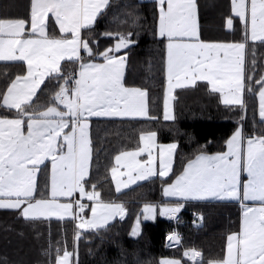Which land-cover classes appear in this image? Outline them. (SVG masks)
<instances>
[{
    "label": "snow or ice",
    "instance_id": "1",
    "mask_svg": "<svg viewBox=\"0 0 264 264\" xmlns=\"http://www.w3.org/2000/svg\"><path fill=\"white\" fill-rule=\"evenodd\" d=\"M9 7L0 5V62L20 71L0 93V209L30 224L53 219L72 223L78 243L84 231L99 232L127 214L123 203L103 199L89 178L93 119L159 120L150 111L148 90L128 86L125 78L140 16L128 12L124 23L129 28L102 33L110 46L101 50L92 37L98 20L111 10L110 0H29L25 17L7 15ZM153 9V35L163 46V119L175 120L177 89L204 88L230 109L241 110L240 121L246 119L245 93L258 91L259 122L253 121L250 132L238 123L226 150L209 155L198 149L174 180L170 174L177 143L159 144L156 131L141 132L135 149L115 155L110 169L115 191L159 177L163 196L173 199L158 214L176 221L189 202H238V230L226 236L223 255L208 264H264V75L254 78L255 49L264 48V0H230L226 26L233 32L234 21L242 26V38L231 42L202 39L198 0H153ZM49 91L48 102L39 104ZM156 215L157 207L145 204L143 219ZM131 234L140 235L139 218ZM167 238L168 247L181 245L178 233ZM53 248L54 264H74L75 250L57 241L44 254L52 256ZM183 257L204 264L195 248L186 249Z\"/></svg>",
    "mask_w": 264,
    "mask_h": 264
},
{
    "label": "trees",
    "instance_id": "2",
    "mask_svg": "<svg viewBox=\"0 0 264 264\" xmlns=\"http://www.w3.org/2000/svg\"><path fill=\"white\" fill-rule=\"evenodd\" d=\"M109 14L98 20L94 39L101 50L110 46L109 38L102 35L106 30L125 31L130 25L124 23L128 12H138L140 19L134 31L137 43L129 52V63L125 71L128 86L147 89L150 97V111L159 117L158 121L146 120H93L91 135L94 142L93 167L90 179L101 191L103 199L123 203L127 214L118 218L99 232L82 233L78 243L68 249L75 250L74 264H159L162 259H180L181 264H192L183 252L195 248L202 254L204 264L223 255L226 236L237 231L240 211L232 203H188L180 213L183 225L176 228L181 237V245L173 248L165 246V236L173 231L165 219L160 218L159 208L166 201L163 198V186L160 179H151L129 190L116 194L110 179V169L115 155L124 150L137 147L139 134L144 131H156L157 143H177V154L173 163L170 179L182 172L190 158L203 147L209 154H216L226 148V140L231 137L238 123H243L247 131L257 118V92L247 93L246 119L240 121L244 113L238 108L223 106L216 94H210L204 88L179 89L174 93L172 103L174 121L163 119V98L165 76L162 65V45L154 37L155 21L153 2L138 0H110ZM200 5V23L202 39L205 41H239L242 26L234 21L235 32L228 30L226 19L230 15V0H198ZM8 4L7 15L25 17L29 13V0H0V5ZM137 4L135 9L125 5ZM252 57L249 55L248 60ZM251 68V64L249 65ZM19 68L10 63H0V93H2ZM67 71H72L69 66ZM255 79L264 75V48L255 49ZM43 88V85L41 86ZM259 89V85H254ZM51 91V90H50ZM50 91L40 96L39 104L50 99ZM152 204L157 207L153 222L142 223L140 235L130 237L135 221L141 218L142 207ZM190 214L203 219L191 224ZM57 221L44 223H26L13 211L0 209V264H49L54 263L55 252L46 256L44 250L51 243L55 246L61 241V230L67 239L73 237L71 223ZM66 231V233H65ZM67 243V242H66ZM69 246V245H68Z\"/></svg>",
    "mask_w": 264,
    "mask_h": 264
},
{
    "label": "crops",
    "instance_id": "3",
    "mask_svg": "<svg viewBox=\"0 0 264 264\" xmlns=\"http://www.w3.org/2000/svg\"><path fill=\"white\" fill-rule=\"evenodd\" d=\"M139 2H153V0H138ZM230 8V7H229ZM227 27V26H226ZM228 29V28H227ZM229 30V29H228ZM0 63H9V62H0ZM11 64V63H10ZM165 88H166V79H165ZM177 90H179V89H177ZM176 90V91H177ZM175 93V92H174ZM174 95V94H173ZM217 96H218V94H216ZM245 96H246V93H245ZM219 98V97H218ZM256 99H257V118H258V120H259V115H258V108H259V96H258V93H257V96H256ZM219 101H220V99H219ZM172 103H173V101H172ZM220 103L223 105V106H225L221 101H220ZM93 120H96L95 118L93 119ZM101 120H103V119H101ZM118 120V119H117ZM225 150H226V148H225ZM142 159V158H141ZM113 166H115V158H114V160H113ZM121 172H124L125 171V169H123V168H121V169H119ZM155 178H157V179H160L159 177H152V178H150L149 180H151V179H155ZM110 179H111V182H112V185H113V189H114V192L116 193V191H115V183L112 181V178H111V171H110ZM122 181H126L127 180V177L126 176H122L121 178H120ZM149 180H145V181H138L136 184H133V185H131V187L130 188H132V187H134V186H136V185H139V184H141V183H144V182H146V181H149ZM130 188H128V189H124L122 192H125V191H127V190H129ZM121 192V193H122ZM116 194H120V193H116ZM163 198L166 200V201H170L171 199H173V198H167V197H164L163 196ZM86 203H90V202H86ZM189 203H232V204H236L237 206H238V208H239V211H240V216H241V212H242V209H241V205L238 203V202H228V201H210V202H204V201H193V202H189ZM188 204V203H187ZM159 212V211H158ZM90 215V214H89ZM160 216V215H159ZM160 218H162V219H166L167 217H163V216H160ZM118 219V218H117ZM114 220H116V219H114ZM52 221H56V220H52ZM74 227V231H76V229H75V226H73ZM63 232V231H62ZM86 232V231H85ZM74 233V232H73ZM64 235V232L63 233H61V236H63ZM63 242V241H62ZM70 250V249H69ZM189 262H191L192 263V261H190V260H188Z\"/></svg>",
    "mask_w": 264,
    "mask_h": 264
},
{
    "label": "built area",
    "instance_id": "4",
    "mask_svg": "<svg viewBox=\"0 0 264 264\" xmlns=\"http://www.w3.org/2000/svg\"><path fill=\"white\" fill-rule=\"evenodd\" d=\"M189 216H190V219H191V222H190L191 224H194V223H196L197 221L200 220V217H199L198 215H196V214H190ZM166 221L168 222L169 225L173 226V231H172L170 234H172L173 232L178 233L177 230H176V228H177L178 226L184 224V221L180 218V215H179V221H176V220H169L168 218H166ZM71 224H72V223H71ZM72 225H73V224H72ZM170 234L166 235V237H165V245H166L167 247H168V245H169V243H170V241L168 240L167 237H168ZM178 234H179V233H178ZM179 236H180V235H179ZM65 243H66V240H63V245H65ZM174 246H175V245H174Z\"/></svg>",
    "mask_w": 264,
    "mask_h": 264
},
{
    "label": "rangeland",
    "instance_id": "5",
    "mask_svg": "<svg viewBox=\"0 0 264 264\" xmlns=\"http://www.w3.org/2000/svg\"><path fill=\"white\" fill-rule=\"evenodd\" d=\"M143 208L144 207H142V215H141V218H139V220H140V232H141V224L142 223H151V222H153L154 220H155V218L154 219H149V220H144L143 219ZM117 218H120V217H116L115 219H117ZM114 221V219L112 220V221H110L109 223H111V222H113ZM137 221V220H136ZM136 221H135V223H134V225H133V228L136 226ZM200 221V220H199ZM60 223H62L63 224V222H60ZM62 224H60L61 225V228H62ZM133 228H132V230H133ZM132 230H131V233H132ZM85 232V231H84ZM61 233H63L62 232V230H61ZM65 233H66V231H65ZM74 233H75V231H74ZM74 233H73V237H71L70 239H67V237H66V235L64 234L63 236H62V238H60V240L62 241V240H66V242L67 243H65V245H66V247L67 248H71L72 246H73V243H74ZM130 237L131 238H133V239H135V238H137L138 236H133L132 234H130ZM75 244V243H74ZM69 245V246H68ZM74 259V258H73ZM55 261V260H54Z\"/></svg>",
    "mask_w": 264,
    "mask_h": 264
}]
</instances>
